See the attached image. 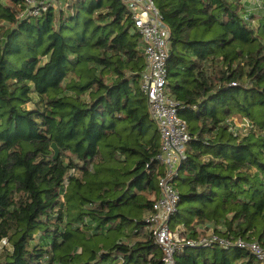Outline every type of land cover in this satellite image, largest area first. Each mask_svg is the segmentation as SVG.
Listing matches in <instances>:
<instances>
[{"label":"trees","instance_id":"1","mask_svg":"<svg viewBox=\"0 0 264 264\" xmlns=\"http://www.w3.org/2000/svg\"><path fill=\"white\" fill-rule=\"evenodd\" d=\"M153 2L169 33L166 89L191 136L169 228L264 248V0ZM24 9L0 0V264H162L145 217L164 168L128 7ZM174 262L262 264L218 245Z\"/></svg>","mask_w":264,"mask_h":264},{"label":"built area","instance_id":"2","mask_svg":"<svg viewBox=\"0 0 264 264\" xmlns=\"http://www.w3.org/2000/svg\"><path fill=\"white\" fill-rule=\"evenodd\" d=\"M57 0H25V9L20 15L36 16ZM131 20L142 37V53L145 67L140 74V90L144 94L151 118L154 120L160 141L156 159L164 172L157 181L158 193L152 197L150 213L145 217L147 228L154 243L162 253V264H175L174 256L186 248H238L250 253L264 264V248L258 241L241 238L228 240L213 232L196 239L180 236L169 228L171 216L176 212L179 194L173 185L177 170L185 159V146L191 139L186 122L178 116V103L166 89L168 56V29L153 0H123ZM231 85H235L231 83ZM235 126V120H231Z\"/></svg>","mask_w":264,"mask_h":264},{"label":"rangeland","instance_id":"3","mask_svg":"<svg viewBox=\"0 0 264 264\" xmlns=\"http://www.w3.org/2000/svg\"><path fill=\"white\" fill-rule=\"evenodd\" d=\"M241 1H243V0H241ZM257 2V1H256ZM45 60V58H43L42 59V61H44ZM233 120H235V126H234V129L235 130H239V132H243V130H242V121L241 120H239V119H237V118H233ZM150 198H152V197H150ZM175 232V231H174ZM210 232H212V231H210ZM208 234V233H207ZM207 234H205V233H203V235L202 236H205V235H207Z\"/></svg>","mask_w":264,"mask_h":264},{"label":"crops","instance_id":"4","mask_svg":"<svg viewBox=\"0 0 264 264\" xmlns=\"http://www.w3.org/2000/svg\"><path fill=\"white\" fill-rule=\"evenodd\" d=\"M240 1H241V0H240ZM243 1H245V2L248 3V4L251 3L252 5L258 3V0H243ZM256 1H257V2H256ZM203 229H204V230H203L204 233H206V234L209 233L210 231H212V228H211V227H206V228L203 227Z\"/></svg>","mask_w":264,"mask_h":264}]
</instances>
